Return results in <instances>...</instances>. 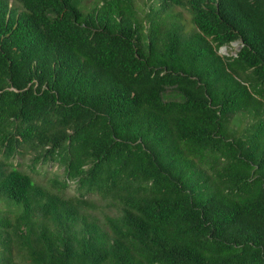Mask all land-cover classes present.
<instances>
[{
  "label": "trees",
  "instance_id": "obj_1",
  "mask_svg": "<svg viewBox=\"0 0 264 264\" xmlns=\"http://www.w3.org/2000/svg\"><path fill=\"white\" fill-rule=\"evenodd\" d=\"M12 1L0 264H264V0Z\"/></svg>",
  "mask_w": 264,
  "mask_h": 264
},
{
  "label": "rangeland",
  "instance_id": "obj_2",
  "mask_svg": "<svg viewBox=\"0 0 264 264\" xmlns=\"http://www.w3.org/2000/svg\"><path fill=\"white\" fill-rule=\"evenodd\" d=\"M102 2H103V0H84L83 6L85 8L91 9L95 5L101 4ZM10 4L11 5L14 4L12 0H10ZM142 7L147 9L145 6H142ZM177 11L178 12H182V16H183V19H184V21H183L184 24L186 26H190V15L187 12H185V11L183 12V11H181L179 9ZM239 49H240V44H233L232 46L226 48V51H225L224 55H233L234 56L239 51ZM22 170L27 172L26 163H25L24 168ZM55 171H56V169L52 170L51 172H55ZM49 177H50V175H49ZM33 179H34L36 184L44 185V183L41 182L40 178H36V175L33 176ZM65 195L70 197V196L73 195V192L72 191H67ZM1 206L2 207H6L4 204H2Z\"/></svg>",
  "mask_w": 264,
  "mask_h": 264
},
{
  "label": "water",
  "instance_id": "obj_3",
  "mask_svg": "<svg viewBox=\"0 0 264 264\" xmlns=\"http://www.w3.org/2000/svg\"><path fill=\"white\" fill-rule=\"evenodd\" d=\"M234 44H239V42L238 43H234ZM241 48H242V45H240V49ZM225 51H226V47H223V48L220 49L219 53L222 54V55H224L225 54Z\"/></svg>",
  "mask_w": 264,
  "mask_h": 264
},
{
  "label": "clouds",
  "instance_id": "obj_4",
  "mask_svg": "<svg viewBox=\"0 0 264 264\" xmlns=\"http://www.w3.org/2000/svg\"><path fill=\"white\" fill-rule=\"evenodd\" d=\"M236 43H238V42H236ZM239 44L242 45L240 42H239ZM232 45H233V44H232ZM226 48H227V47H226ZM239 51H240V49H239Z\"/></svg>",
  "mask_w": 264,
  "mask_h": 264
}]
</instances>
